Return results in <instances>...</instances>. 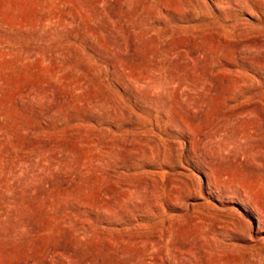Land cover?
<instances>
[{
	"label": "rangeland",
	"instance_id": "rangeland-1",
	"mask_svg": "<svg viewBox=\"0 0 264 264\" xmlns=\"http://www.w3.org/2000/svg\"><path fill=\"white\" fill-rule=\"evenodd\" d=\"M0 264H264V0H0Z\"/></svg>",
	"mask_w": 264,
	"mask_h": 264
}]
</instances>
